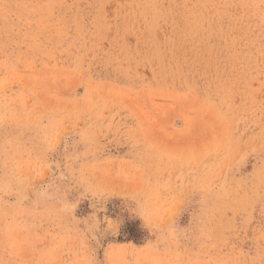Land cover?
Listing matches in <instances>:
<instances>
[{"label": "rangeland", "instance_id": "1", "mask_svg": "<svg viewBox=\"0 0 264 264\" xmlns=\"http://www.w3.org/2000/svg\"><path fill=\"white\" fill-rule=\"evenodd\" d=\"M0 264H264V0H0Z\"/></svg>", "mask_w": 264, "mask_h": 264}]
</instances>
